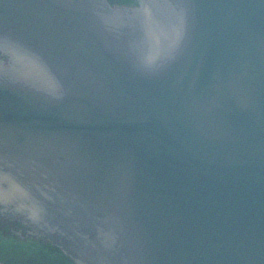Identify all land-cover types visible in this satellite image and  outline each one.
<instances>
[{
	"label": "water",
	"instance_id": "1",
	"mask_svg": "<svg viewBox=\"0 0 264 264\" xmlns=\"http://www.w3.org/2000/svg\"><path fill=\"white\" fill-rule=\"evenodd\" d=\"M127 3L0 0V187L77 263L264 264V0Z\"/></svg>",
	"mask_w": 264,
	"mask_h": 264
},
{
	"label": "bare ground",
	"instance_id": "2",
	"mask_svg": "<svg viewBox=\"0 0 264 264\" xmlns=\"http://www.w3.org/2000/svg\"><path fill=\"white\" fill-rule=\"evenodd\" d=\"M109 5H112L114 3H116L117 1L119 2H124L127 3V0H105ZM8 241H16V239L14 238H9V237H4V236H0V244H4ZM6 249L2 248L1 249V255H0V263H4V260L8 258V256H6Z\"/></svg>",
	"mask_w": 264,
	"mask_h": 264
},
{
	"label": "flooded vegetation",
	"instance_id": "3",
	"mask_svg": "<svg viewBox=\"0 0 264 264\" xmlns=\"http://www.w3.org/2000/svg\"><path fill=\"white\" fill-rule=\"evenodd\" d=\"M1 219H3V217L0 216Z\"/></svg>",
	"mask_w": 264,
	"mask_h": 264
}]
</instances>
